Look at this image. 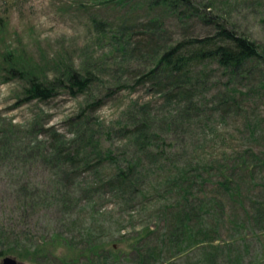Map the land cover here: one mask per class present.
Segmentation results:
<instances>
[{
  "label": "rangeland",
  "instance_id": "obj_1",
  "mask_svg": "<svg viewBox=\"0 0 264 264\" xmlns=\"http://www.w3.org/2000/svg\"><path fill=\"white\" fill-rule=\"evenodd\" d=\"M143 1L0 0V232L8 235L13 226H20L17 234L22 229L18 218L24 214L19 213V206L15 211L18 184L46 186L62 179L61 184L68 185L71 199L78 205L71 210L74 216L49 222L41 219L39 211L29 212L25 231L31 236L21 238L32 244L51 242L55 236L68 241L70 249L56 246L62 259L68 260L72 250L88 248L85 240L90 237L93 244L89 247L101 246L106 255L112 246L117 251L106 264H142L140 257L151 250L157 258H146L143 264H264V223H247L245 215L249 198L262 195L264 167L256 170L254 182L247 181L239 197H221L215 187L219 172L229 162L242 156L250 159L251 152L263 157L264 89L259 74L239 83V103L232 106V113H208L198 121L196 136L189 139L188 146L175 149L170 141L164 146L168 153L182 154L179 169L191 164L197 169L199 162L207 165L200 175L209 180L206 185L200 179L195 181L194 191L201 197L194 206L199 207L200 201L210 205L199 212L201 220L194 218L191 231L181 232L177 245L176 234H172L179 200L176 193L165 194L155 180L146 186L144 195L132 201L128 193L106 186L115 170L97 153L104 154L107 149L115 150L118 157L129 153L120 127L124 114L135 107L163 120L177 110L150 84H135L139 76L116 68L123 58L122 43L129 42L127 48L137 47L151 55L156 49L166 51L185 40L206 38L215 33L217 22L224 21L256 42L264 54V0H190L189 7L177 8L176 13L149 12ZM155 19H162L156 26L160 29L150 25ZM124 26L126 37L120 32ZM151 32L156 35L149 39L147 33ZM151 38L157 41L153 51ZM58 63L77 71L88 68L96 77L92 89L78 96L61 90L45 101L30 100L25 93L29 76L21 72L50 82ZM211 79L218 81L216 76ZM215 86L218 84L210 87L208 103H203L206 112L217 107L209 104L216 94ZM250 127L255 128L256 136L252 137ZM80 134L87 141L81 136L77 141ZM81 139L84 145L79 144ZM61 144L60 158L66 161L62 168L67 173L62 171L58 176L53 166L59 163H52ZM85 145V157L90 160L87 168L78 153ZM21 262L61 264L55 259Z\"/></svg>",
  "mask_w": 264,
  "mask_h": 264
},
{
  "label": "trees",
  "instance_id": "obj_2",
  "mask_svg": "<svg viewBox=\"0 0 264 264\" xmlns=\"http://www.w3.org/2000/svg\"><path fill=\"white\" fill-rule=\"evenodd\" d=\"M143 6L149 12L160 9L176 13L177 8L189 7L190 0H144ZM160 22L162 19H155L150 22V25L156 28ZM216 26L214 34L206 38L179 42L166 48V51L157 50L154 45L157 41L151 38L152 51L156 49L151 55H146V51L137 47L127 48L126 45L129 42L122 43V47L120 45L119 49H121L123 58L121 62H117L116 68L139 76L140 79L135 84H150L168 102L174 103L177 110H174L176 111L175 115L158 120L155 116L147 112H140L135 107L129 109L124 114L123 123L120 125L123 137L128 142L129 153L125 157H118L115 150L107 149L104 154L97 151V155L106 158V161L110 162L115 170V174L106 183V186L119 193H128L132 201H135L138 195H144L146 186H152L155 180H159V188L165 194L172 196L176 193L179 200L176 203L177 207L174 208L177 211V215L173 219L176 225L172 227L174 228L172 234H176L177 240L174 241L176 245L178 241L181 242L180 237L183 236L181 232L191 231L190 225L193 224L194 218L201 220L202 216L199 215V212L206 205H210L204 201H200L199 207L193 204L198 200L197 197H201L194 191L195 181L200 179L206 185L209 180H204L200 175L207 165L199 162L200 166L197 169L192 168L193 164L179 169L177 164H183V162L179 163V158H183L182 154L176 156L174 153H168L164 146H167V141L172 142L170 146L175 149L188 146L189 139L196 136L194 130L202 117L208 113L219 111H223L225 114L232 113V106L237 107L239 103L238 95L241 94L237 89L240 88L239 83L247 81L250 75L259 74V83L264 89V54H262L261 47L250 38L228 27L224 21L217 22ZM123 28L124 30H120L121 34L126 31V26ZM147 35L155 37L156 33L151 32ZM124 36L126 37V33ZM119 40L122 38L119 37ZM134 58L138 59L134 60ZM56 67L57 74L50 82H43V79L29 74L27 71L21 72L22 76H29L25 93L30 100L45 101L55 97L61 90H69L73 96H78L90 91L95 84V75L86 67L80 71L61 66L60 63L56 64ZM213 69L215 72H212ZM214 76L218 78L217 82L212 81L211 78ZM213 84H218V86H215L216 94L212 96L209 104H217V107L206 112L203 109V103H208L207 99L211 97L210 91L212 90L210 87ZM225 114L219 115L225 117ZM250 130L252 137L257 135L254 127H250ZM80 136L87 141L86 136L81 134L77 141L81 138ZM79 144L84 145V140L81 139ZM62 148L63 144L58 145L57 153H55L57 159L54 163L48 159L52 164L59 163L53 166L58 176L62 171L64 174L67 173V170L62 168V165L63 167L66 165V161L60 158ZM86 150H88L87 145L78 153L84 158H82V162L87 168L90 160L85 157L84 151ZM251 153L253 155L249 156L250 159L242 156L229 162V166L226 168L222 167L219 172L220 180L215 184L221 197H239L242 194V187L249 183L247 181L254 182L253 177L256 170L264 167V154L263 157H259L253 152ZM174 171L177 173L175 174ZM193 172L197 173V176L192 177ZM64 179L66 180V177ZM61 181L63 180L51 182L46 186L31 185L26 182L18 184L19 200L16 201L15 211H18L19 206V213L24 214L18 218L21 221L22 229H18L19 233L17 234L15 231L20 226H15V228L13 226L8 235H5V232H0V264L5 257H12L20 264L21 261H47L49 259L59 260L61 264H84L82 260L86 259L85 264H94L95 258L97 264H106L108 257L117 253L113 246L109 255L105 254V249L101 246L89 247L93 242L90 241V237H87L85 241L88 243V248L81 251L72 250L73 254L68 260H65L57 254L56 246H65L70 249L72 245L68 241L59 239L58 236H55L51 242L44 241L40 244L21 240L22 236H31L30 231H25L27 228L25 221L29 217V212L39 211L41 219L44 218L49 222L52 218L62 219L66 216L71 218L74 216L71 210L74 208L73 206H76L77 209L78 205L74 204V200L71 199L72 194L68 185L61 184ZM260 187L261 197L249 198L250 207L245 208L247 223H264V183ZM247 223L244 222V224ZM61 226L63 227V224ZM145 231H149V229L147 228ZM131 247L133 248L135 245L132 244ZM157 256L155 250L147 251L145 256L140 257L143 258L141 263H145L146 258L155 260Z\"/></svg>",
  "mask_w": 264,
  "mask_h": 264
},
{
  "label": "water",
  "instance_id": "obj_3",
  "mask_svg": "<svg viewBox=\"0 0 264 264\" xmlns=\"http://www.w3.org/2000/svg\"><path fill=\"white\" fill-rule=\"evenodd\" d=\"M2 264H20V263L12 257H5L2 260Z\"/></svg>",
  "mask_w": 264,
  "mask_h": 264
},
{
  "label": "bare ground",
  "instance_id": "obj_4",
  "mask_svg": "<svg viewBox=\"0 0 264 264\" xmlns=\"http://www.w3.org/2000/svg\"><path fill=\"white\" fill-rule=\"evenodd\" d=\"M149 38V37H148ZM150 39V38H149Z\"/></svg>",
  "mask_w": 264,
  "mask_h": 264
}]
</instances>
